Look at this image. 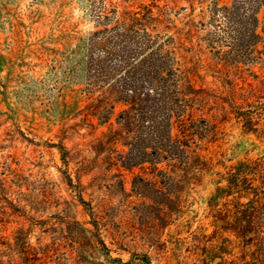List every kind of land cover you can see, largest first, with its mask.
Returning <instances> with one entry per match:
<instances>
[{
  "label": "rangeland",
  "instance_id": "obj_1",
  "mask_svg": "<svg viewBox=\"0 0 264 264\" xmlns=\"http://www.w3.org/2000/svg\"><path fill=\"white\" fill-rule=\"evenodd\" d=\"M110 1L0 0V179L11 185L4 197L14 206L0 203V237L12 249L22 243L56 246L67 264H140L142 254L152 264H264L260 243H243L222 231L211 238L213 216L220 215L218 226H223L235 209H225V199H219L220 209L209 208L232 166L264 156V93L251 109L261 118L258 132L245 131L236 120L220 125L218 140L205 152L210 172L186 197L185 209H138L141 201L132 196V185L141 169L118 171L104 160L105 153L97 154L107 127L87 114V69L106 59L92 43L98 39L93 34L106 28L100 15ZM172 1L157 2L167 7L153 34L167 38L174 26L194 19L197 31L187 47L194 62L203 59L200 75L207 87L224 85L208 63L226 64L239 87L260 86L264 47L260 58L238 42L246 11L242 0L220 2L219 7H231L237 1L233 20L222 12L212 15L208 4L181 0L175 7ZM263 223L264 214L256 219ZM212 245L215 259L202 251ZM10 253L17 261L16 252Z\"/></svg>",
  "mask_w": 264,
  "mask_h": 264
},
{
  "label": "trees",
  "instance_id": "obj_2",
  "mask_svg": "<svg viewBox=\"0 0 264 264\" xmlns=\"http://www.w3.org/2000/svg\"><path fill=\"white\" fill-rule=\"evenodd\" d=\"M114 1L100 15L106 28L93 34L98 39L92 47L103 50L106 59L87 69L91 82L87 114L107 127L97 154L105 153L104 160L118 171L141 169L143 174L137 175L132 185V196L141 201L138 209H185L186 197L203 185L210 172L205 152L218 140L220 125L236 120L245 131L258 132L261 118L251 109L264 93V80L257 87L251 83L247 89L239 87L229 79L232 72L226 64L217 68L208 63L224 85L222 89L207 87L200 75L203 59L194 62L187 47L196 35L194 19L182 28L174 26V35L165 38L153 33L164 23L162 12L167 5H158L159 0L149 4L142 0ZM180 1L172 3L176 7ZM186 1L191 6L196 2L208 4L212 15L222 12L229 20L239 12L237 1L231 7H219L221 0ZM240 2L246 11L241 23H236L238 42L262 58L259 47H264V0ZM114 60L116 65H110ZM225 181L227 184L217 187L210 198L209 208L220 209L218 201L225 199V209H235L234 216L228 215L227 223L218 226L223 219L214 215L211 238L219 231L230 232L240 242H257L264 247V223L256 224L264 214V156L235 164ZM7 182V178L0 179V203L9 204L11 209L13 204L4 197L11 190ZM80 202L85 204L82 197ZM99 244L108 250L103 240ZM59 250L56 246L32 248L24 243L12 249L0 237V264H67L68 258L58 257ZM202 251L215 259L217 247H204ZM115 262L122 263L121 259ZM82 263L79 260L76 264ZM139 263L152 264L147 254L140 255Z\"/></svg>",
  "mask_w": 264,
  "mask_h": 264
}]
</instances>
